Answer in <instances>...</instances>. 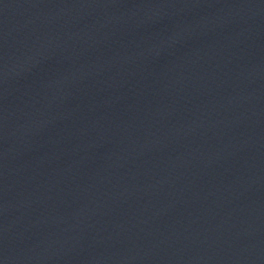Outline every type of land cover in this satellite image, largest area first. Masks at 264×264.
<instances>
[{
    "label": "water",
    "instance_id": "1",
    "mask_svg": "<svg viewBox=\"0 0 264 264\" xmlns=\"http://www.w3.org/2000/svg\"><path fill=\"white\" fill-rule=\"evenodd\" d=\"M0 264H264V0H0Z\"/></svg>",
    "mask_w": 264,
    "mask_h": 264
}]
</instances>
